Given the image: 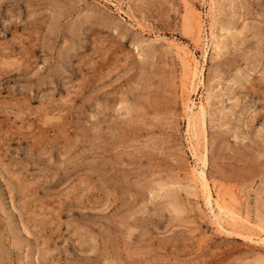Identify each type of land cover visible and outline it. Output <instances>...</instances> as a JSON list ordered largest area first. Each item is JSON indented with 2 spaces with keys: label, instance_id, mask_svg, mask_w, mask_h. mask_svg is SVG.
<instances>
[{
  "label": "rangeland",
  "instance_id": "rangeland-1",
  "mask_svg": "<svg viewBox=\"0 0 264 264\" xmlns=\"http://www.w3.org/2000/svg\"><path fill=\"white\" fill-rule=\"evenodd\" d=\"M0 264H264V0H0Z\"/></svg>",
  "mask_w": 264,
  "mask_h": 264
}]
</instances>
